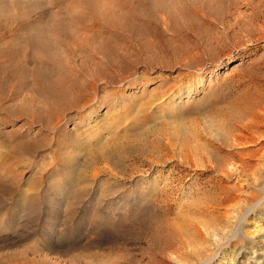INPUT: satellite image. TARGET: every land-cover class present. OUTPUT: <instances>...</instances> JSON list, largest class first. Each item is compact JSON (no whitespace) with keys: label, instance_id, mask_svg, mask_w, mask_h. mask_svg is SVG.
<instances>
[{"label":"rangeland","instance_id":"obj_1","mask_svg":"<svg viewBox=\"0 0 264 264\" xmlns=\"http://www.w3.org/2000/svg\"><path fill=\"white\" fill-rule=\"evenodd\" d=\"M82 2L0 0V25L7 28L0 36L23 35L26 33L23 27L27 25L23 37L43 36L58 51L60 64L76 70L84 56L67 52L59 43V25L62 20L68 21L64 8H73L74 4L73 14L87 11ZM163 2L176 11H189L194 17L193 27L183 29L184 21H180L182 32L174 39L169 26H163L169 31L167 38L171 39L167 41L172 49V55L165 57L164 62L156 61L148 66L150 53H137L138 57L129 58L132 67L124 71L111 69V75L117 78L95 76L94 87L87 88V98L92 97V101L83 108L84 118L76 114L79 105L62 111L60 117L51 120L52 124L40 121L34 107H29L32 112L27 111L28 114L20 112L18 106L23 95L30 94L29 88L19 97L11 95L16 96L13 101L2 103L0 264H198L202 261L198 259L199 252L205 258L215 255L208 264H264V257L254 253L252 245L259 233L264 235V0ZM164 42L159 43L167 51ZM162 48H157L156 53ZM29 63L34 67L33 62ZM13 83L8 86L10 91ZM247 102L254 104L253 118H247L250 128L238 124L240 137L235 146L222 147L216 133L221 118L218 109L222 105L241 108ZM2 117L6 118L2 120ZM172 125L182 126L185 132L172 137ZM152 126L162 128L155 132ZM77 129L82 134H77L78 141L87 143L74 149L72 135ZM113 134H120L118 142L128 143V149L121 153L123 156L114 155L115 159L108 163L96 160L92 164L87 153L113 148L117 142V135ZM186 135L188 144H184ZM18 141L26 146L16 148L14 144ZM60 141L69 146L65 149L67 154L55 157L56 150L64 151L58 144ZM104 144L105 149L101 147ZM138 145L142 147L137 148ZM222 148L236 151L228 162H233L239 170H232L229 177L222 174L217 163ZM70 151L74 152L71 157ZM67 157L70 159L65 161ZM58 158L68 162L67 169L72 173L67 176L72 178L76 176L75 167L90 164L98 171L95 178L90 175L94 170L86 171L92 181L77 186L90 191L87 194L93 200L90 208L100 214L98 218L110 203L108 198L100 202L103 188L110 189L125 181L122 190L128 198L118 197L114 201L111 208L116 207L120 212L111 214L109 225H102L99 220L96 223L94 218L84 215L87 201L76 203L74 214L66 209L67 198L62 204L55 197L52 201L42 195L37 204H23L24 193L19 196L18 192L23 188H27V194L35 192L28 180H35L44 194L51 179V175L47 178L48 173L55 171V184L64 178L62 166L57 165ZM119 159H123L122 165H118ZM119 166L123 170L119 171ZM150 182H158L159 189L166 192L162 198L156 197L154 189L142 193ZM136 188L142 191L135 194Z\"/></svg>","mask_w":264,"mask_h":264},{"label":"bare ground","instance_id":"obj_2","mask_svg":"<svg viewBox=\"0 0 264 264\" xmlns=\"http://www.w3.org/2000/svg\"><path fill=\"white\" fill-rule=\"evenodd\" d=\"M181 1H183V0H181ZM82 3L85 5L87 11L84 9L82 12H80V14H73L74 13V10H73L74 4H73V8L72 7H66L63 9V12L65 13L68 21L62 22L63 21L62 20L60 22V25H59V27H60V31H59L60 33L59 34L61 35L60 40H58L59 43L63 45V47L65 48V50L67 52L77 53V55L79 52V54H82L81 55L82 57L84 56V58H82L78 67L76 68V70L75 69L72 70V68L71 69L64 68L60 64V57L58 55L59 53H57L58 51H54L53 47L50 46V44L48 43L51 41L47 42L46 39L43 38V36L41 38H39L40 35H39V37H31V38H27L25 36L23 37V35H25L27 33V25L23 27V29L26 30V33L23 35H21V33L20 34L13 33L8 38H3L2 36H0V107L3 105L2 103H4L5 101L7 103V101H9L10 99L12 100L16 96L19 97L21 94L23 95V93H22L23 90L25 88H29L30 94L27 96L26 95L27 93H26L23 95V97H22L23 99L21 98L22 103L18 106V108L21 109L20 112H26V113H27V111L32 112V109H30L29 107H34V110L38 111V118L40 121H42L44 123L50 122L52 124L54 121L51 122V120L56 118L57 116L61 115L62 111H64L65 109H71L74 107L76 108V106L79 105L78 107H81V108L80 109L77 108L79 110L76 109L77 110L76 114L79 115L78 117L84 118L85 115H84V109L83 108L85 107V105L88 101L89 102L92 101V97H89L91 99L87 98V96H88L87 95V93H88L87 88L89 86L92 88L94 87L93 80H95L94 79L95 76L101 75V76H103L105 78H109V79L113 78V77L117 78L118 76L115 77V76H113V74L111 75V73H110L111 69L119 68L121 71L122 70L124 71V69L132 67L133 64L129 63L130 62L129 58L131 56H137V53H139L140 55L150 53V55L148 56V59H147V64H149L148 66H150V64H154L156 61L164 62L165 57H167L168 55H172V53L170 51L172 49H169V44L171 42L167 41V39H171L170 37L167 38V34L169 31L166 27H165L166 28L165 29L163 26L164 25L169 26L168 28L171 32V35L175 39V38H178V33L181 31V28H179V27L182 26L183 21H184V27L182 26L183 29L184 28H192L194 25V17L189 11H187V10H177L176 11L173 6H169L170 8H168L167 6H165V4H164L165 2H163V0H102V1L84 0V2H82ZM180 8H181V6H180ZM163 15L165 17H163ZM178 16H180L181 18L184 17V20L178 19L179 18ZM180 21H182V22H180ZM4 29H7V28H5V27L2 28L0 25V32ZM143 38H145V40ZM150 38H153L154 40L150 41ZM22 40H25V41H22ZM162 40L165 41L164 42L165 46L168 48L167 51L165 49H163L159 43ZM24 43H25V45H23ZM137 43L140 44V47H136ZM157 48H162V51H164V54L162 55V53H161L162 51L160 49H159L160 52L156 53ZM174 52H178V51L176 49H174ZM29 53L32 54L30 58H28ZM99 55H101V56H99ZM29 62H33V64H35L34 67H30ZM12 81L14 82L13 83L14 85L11 86L13 89H12V91H10V87H8V86H9L10 82H12ZM107 81H109V80L107 79ZM86 90H87V92H86ZM11 95H16V96H11ZM16 105H18V104H16ZM253 108H254V104L249 103V102H247L246 105L241 106V108L237 107L236 105L235 106H233V105H231V106L230 105L229 106L228 105L227 106L226 105L220 106V108L217 111V114H219V117L221 116L220 121H219L220 125L218 124L219 130L216 133H217L218 141L220 140L219 142H222V147L235 146L238 137H240L238 134V132H239L238 130H240V128L238 127V124H240L241 126H246V128L248 127L247 124H249L250 121H248L247 118H249V120L251 118H253V117H251V115L254 114ZM91 110L92 109H90L88 111V113L91 112ZM7 116H8V114H7ZM3 118L4 117H2V120H3ZM63 118L60 119L61 122H62ZM69 119L70 118H68L66 121H69ZM32 120H34V119H32ZM56 120H58V119H56ZM4 122H6V121L4 120ZM143 125H141V126L143 127ZM153 128L155 129V132H157V129H161L162 127L157 126V127H153ZM172 128H173L172 131H170V134L172 137H173V134H179L180 135V133L185 132L184 131L185 128H183L182 126L172 125ZM248 128H250V127H248ZM154 129H153V131H154ZM14 131H15V129H14ZM124 131H123V133H124ZM75 132L76 133H74L72 135L74 138V141L72 142L74 149H75V147L78 148V146H81L83 143L84 144L87 143V142H81L82 143L81 144L78 141L80 138L78 139V136H77V134H79L81 132L78 129L75 130ZM118 132H120V130H118ZM141 133L145 134L144 131ZM111 135L112 134H110V136ZM116 135H117V137H116ZM114 136L117 138V142L115 144H114V142L113 143L111 142L112 146L114 144L113 148L110 147L108 150L106 147V150H100L99 146H98L99 151L98 150H93L91 152L88 151L89 153H87V156H88V160L91 163L96 161V160L97 161L101 160V161H105L106 163H108V162H110L111 159H115L113 157L114 155L115 156H117L119 154L122 155L121 153L124 151V149H125V151L128 149V148L126 149V147L129 144L127 143L128 144L127 145L126 143H124L125 141L121 140L119 142H122L123 144L122 143L119 144L118 139L120 138V134H115ZM4 138L6 139V137H4ZM111 138L112 137H110V139ZM184 138H185L184 144H186V143L188 144L189 138L187 137V135L184 136ZM191 139H192V137H191ZM191 139H190V141H191ZM80 141H82V140H80ZM112 141H114V140H112ZM179 141H181V140H179ZM103 142L105 143L104 140H103ZM106 143H108V140ZM58 144H60L63 147L64 151L60 150V149H59V151L56 150V154H58V155H56L55 157H59V156L62 157V155L64 156L67 154L65 149H67V147H69V146L67 145V143L65 141H60V142H58ZM14 145L16 148H19V147L24 148L26 146V144L22 141H18ZM28 146H29V143L27 142V147ZM103 146L105 147L106 145L104 144L101 146L103 149H105ZM107 146H108V144H107ZM134 146H136V145H134ZM134 146H132V147H134ZM198 146L200 147V145H198ZM204 146H206V145H204ZM138 147H142V146L138 145L137 148ZM31 148L32 147H30V149ZM92 148H94V147H92ZM184 149L185 148H183V150ZM28 150H29V148H28ZM90 150H92V149H90ZM111 150H112V152H110ZM142 150H144V149L142 148ZM197 151H199V150H197ZM235 152L236 151H234V149L231 150L230 152H228V151L223 150V148L220 149L218 152L219 159L217 160L218 161L217 163L219 164V170H221L222 174L226 175V177L227 176L229 177L230 176L229 174H231V176H232V170L233 171L239 170L232 164L233 162L232 163L228 162V160L231 156L232 157H233V155L235 156V154H236ZM73 153H71V151H70L69 156L71 157V154H73ZM163 155H165V154H163ZM182 156H183V154H182ZM232 157L230 158V160L232 159ZM118 158H120V156H118ZM65 159H66L65 161H67L70 158L67 157ZM78 159H80V158H77V160ZM88 160H87V162L89 163ZM119 160L117 161L118 165H122L121 161L123 159L120 161ZM150 160L153 162L155 161L153 158H150ZM185 160H186V158H185ZM57 161H58L57 165L58 166L61 165L63 167V168L60 167V169L64 173V178L57 181V183L55 184V181H56V180L54 181V176L56 177L55 171L48 173L47 178L50 177V175H51V179H50V184H48V186L46 185L47 190H46V192H44V194H42L40 192L39 188H37L38 184H36L35 180H33V181L31 180L32 182L30 180H28L30 188L35 190V192L33 194H27L28 193V190H26L27 188L26 189L23 188L22 190H20L18 192L19 196L24 193L23 194V204L26 205L27 203H34V202L37 204V202H39L41 200V198H42L41 196L46 195L47 197H50L51 200H52V197H55L56 199H58V201H61L62 204L63 203L65 204V202H66V205H67V206L65 205L67 207L66 209H68L70 213L74 214V212L77 210V208H76V210L74 208L75 204L81 203L83 201H87L88 202L87 209H85L84 215L88 214L89 218H91V219L94 218L96 223H97V220H99L100 224L109 225L107 222L111 221V219H112L111 214L113 212H116L117 214L120 212L118 208H116V207L111 208V207H112L114 201L119 200L118 197L121 199H123L125 197L126 193H125V191L123 192V190H122L125 186V184L123 183L125 181L118 182V184H116L115 186H111L110 189L108 187L105 189L103 188V193H104V191H106V193H104V194L102 193L101 197H103V198H99V197L98 198L101 199L100 202L101 201L103 202L106 198H108L110 203H108V206L106 205V208H104V210L101 213V216L98 218L96 216H98L99 213L97 214V211L95 212V209L90 208V206H92L91 202L93 201L92 199H88L89 197L87 194L90 191L87 190L86 188H85L86 190L77 188V186L80 184H82V185L83 184H90V182L92 180L89 181V178H88L89 172H93L92 170H94V172L91 173L90 175H93V177L94 176L97 177L98 171L96 169H92L93 167L90 164L85 165L82 168L81 167H75L76 169L74 171V174L76 176L75 177L73 176L74 178H72V176L71 177L67 176V175H71V173H72L69 171V169H67L68 168L67 167L68 162H65L61 158H58ZM7 162L8 161L3 162V163L6 164ZM154 163H159V162L157 160ZM1 164L2 163H0V165ZM9 166H11V165H9ZM119 168H120L119 171L123 170L122 169L123 166H119ZM88 170H90V171L88 173H85ZM243 170H244V168H243ZM49 171H51V170H49ZM245 171L248 172L246 169H245ZM254 171H255V169H254ZM60 173H62V172H60ZM141 176H142V178H144L143 175H141ZM52 180L54 181V183ZM139 180H140V178H139ZM139 180H136V186H139ZM103 181H105V180H103ZM158 185H159L158 182L157 183H151L150 182V184H148L146 187L143 188L144 190L142 193H146L144 191H148V189H150L151 191H153V189H154V193H156V197L162 198L166 192H163L161 189H159ZM165 185H166V183H165ZM57 188H59L60 190ZM68 190H70V191H68ZM25 191H27V192H25ZM139 191H142V190H140V188H138V189L136 188L135 194H136V192H139ZM18 197H17V201H18ZM126 197H127V195H126ZM65 198H67V201L64 202ZM99 199L97 202H99ZM0 206H1V200H0ZM129 207H131V206H129ZM132 207H134V206H132ZM63 209H64V207L62 208V210ZM162 226H164V225H162ZM110 227H112V224ZM119 227H120V225H119ZM256 234H258V231ZM252 242H253L252 245L254 248V253L257 252L258 255H262L264 257V235H262V233H259L257 235V238H255V240H253ZM23 254L25 255V253H23ZM23 254L20 256L21 258L23 256ZM238 254H239V252H238ZM204 256L205 255L203 254V252L198 253V259H202V261L198 264H206V263L208 264L209 261H211L215 255L210 256V257L208 256L206 258ZM14 257H15V255H14Z\"/></svg>","mask_w":264,"mask_h":264}]
</instances>
